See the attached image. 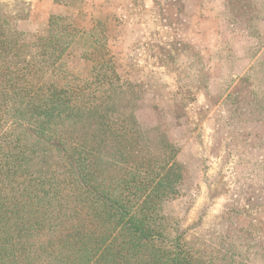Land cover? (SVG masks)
I'll return each mask as SVG.
<instances>
[{
    "label": "trees",
    "instance_id": "16d2710c",
    "mask_svg": "<svg viewBox=\"0 0 264 264\" xmlns=\"http://www.w3.org/2000/svg\"><path fill=\"white\" fill-rule=\"evenodd\" d=\"M55 2L32 33L0 6V264H264L262 245L187 242L167 212L176 147L141 128V91L125 88L92 8Z\"/></svg>",
    "mask_w": 264,
    "mask_h": 264
},
{
    "label": "rangeland",
    "instance_id": "374dc122",
    "mask_svg": "<svg viewBox=\"0 0 264 264\" xmlns=\"http://www.w3.org/2000/svg\"><path fill=\"white\" fill-rule=\"evenodd\" d=\"M85 1L125 88L141 91V128L176 147L183 181L167 212L187 242L264 247V110L243 107L245 99L264 105V0H256L262 9L250 8L253 22L244 6L254 0ZM0 4L29 33L61 11L55 0Z\"/></svg>",
    "mask_w": 264,
    "mask_h": 264
}]
</instances>
